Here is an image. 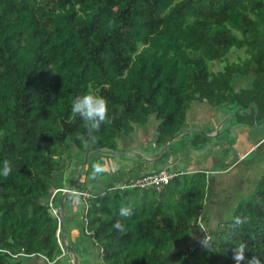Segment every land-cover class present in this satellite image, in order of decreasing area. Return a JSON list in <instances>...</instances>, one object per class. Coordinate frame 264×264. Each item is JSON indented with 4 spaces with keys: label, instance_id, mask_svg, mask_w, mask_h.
Listing matches in <instances>:
<instances>
[{
    "label": "trees",
    "instance_id": "16d2710c",
    "mask_svg": "<svg viewBox=\"0 0 264 264\" xmlns=\"http://www.w3.org/2000/svg\"><path fill=\"white\" fill-rule=\"evenodd\" d=\"M234 49L246 57L229 62ZM243 78L248 86L237 89ZM89 85L109 98L113 118L85 144L71 104ZM194 102L237 112L234 122L250 127L256 107L246 112L256 104L264 125V0H0V160L13 164L0 177V264H51L68 252L50 202L60 208L57 174L74 155L116 152L121 136L152 117L165 145L184 131ZM74 190L85 202L84 236L91 233L103 264H234L231 244L241 239L248 258L264 257V174L226 229L212 234L216 250L200 244L203 234L193 251L178 248L205 218L203 172L178 174L159 191ZM129 203L133 214L121 217ZM235 215L244 223L233 229Z\"/></svg>",
    "mask_w": 264,
    "mask_h": 264
},
{
    "label": "crops",
    "instance_id": "0c3cea01",
    "mask_svg": "<svg viewBox=\"0 0 264 264\" xmlns=\"http://www.w3.org/2000/svg\"><path fill=\"white\" fill-rule=\"evenodd\" d=\"M219 111L221 112L220 109L213 107L208 103L194 102L187 113L184 131L165 144L166 149L162 155L159 154L160 150L156 151V153L152 155L148 147L149 143L152 141L158 143L157 128L159 121L155 117H152L148 124L135 126L132 134L129 136H121L119 138L118 151L114 152L115 154L113 155L123 157L127 163L129 161L128 157L131 155L140 157L153 164L161 158H166V162L163 163L164 167L161 169L150 172L142 170L141 172L133 174L132 177L131 175L127 176L124 174L125 178H119V175L117 177V172H115L113 180L118 183L113 185H118L126 181L131 182L145 176L148 173L157 172L163 169H166L167 171L177 175L183 173L195 174L198 172H203L208 178V190L206 196L207 207L205 218H203L205 219V225L209 228L212 234H218L224 231L226 223L222 213V208L224 207L225 202L228 201L226 197L231 195L229 191L230 185H232V187L237 186L241 182L240 179H243L242 175L241 178H239L236 174H234L232 177H230V175L233 174V172L239 167H241L243 161L250 158L252 153L257 150L264 138L254 142V140H252V127L239 123L236 124V122L233 121L235 118L229 120L230 125H228V128H226V126L224 127L226 118L220 115ZM222 121H224L223 125H221ZM204 124L208 125V131L195 128L196 126ZM211 137L217 138V141H220V143L213 144L214 140L212 141ZM224 146L227 148L228 146H231L233 149L227 151ZM141 151H143L144 155L147 157L141 155ZM147 152L149 154H147ZM102 160L104 162L106 172L114 174V170L116 169H114V167L111 168L109 161H106L105 157ZM124 165L128 172L134 171V169L129 168L128 164L124 163ZM249 171V169H246V173ZM82 179V174H79L76 184L81 182ZM84 184L86 185L85 188L88 189L92 196L105 191L109 187L108 186L105 189L104 184H100L99 187L103 186L101 191L94 192L87 187L89 185L87 179L85 180ZM244 185L245 184L243 183L242 186ZM63 188L67 187L64 186ZM66 197L67 196L63 194L60 202L64 200L65 203ZM83 235L84 229L83 232L79 229H74L72 231L73 243L76 244L79 238H83ZM85 236L90 237L89 234ZM200 237L201 232L197 231L193 236L187 238L185 241L189 246L192 243L198 241ZM64 239H66V243L69 244L70 241L66 235L64 236ZM91 241L94 246L92 248L91 245H88V247L92 248L93 251V249L95 247L98 248V246H96V242L92 238ZM82 247V254H84L82 259L83 261H87L86 244H84ZM66 254L51 264H58L59 260L62 261ZM98 256L101 260L100 252L98 253ZM32 262L35 264H47L39 258L33 259Z\"/></svg>",
    "mask_w": 264,
    "mask_h": 264
},
{
    "label": "rangeland",
    "instance_id": "374dc122",
    "mask_svg": "<svg viewBox=\"0 0 264 264\" xmlns=\"http://www.w3.org/2000/svg\"><path fill=\"white\" fill-rule=\"evenodd\" d=\"M245 57H246V53L244 50L234 49L229 54L227 60L229 62H233V61H239L240 59H243ZM225 64H226L225 60L223 62L216 61L214 63H211V66H212L213 71H217V70L222 69ZM234 83L237 89L248 86L247 78L237 79V81ZM221 112L219 111L220 115L226 118L224 127L226 126V128H228V125H230L229 120L234 119V118H235L234 120H236V117H235L236 112L231 113L232 111H229V110H224V111L221 110ZM223 122L224 121L221 122V125H223ZM195 128L208 131L207 124L196 126ZM251 129H252V140H254V142L264 138V131H262L259 128H255V127H252ZM211 140L212 141L214 140L213 144L220 143V141H217V138L211 137ZM148 147L152 155H154V153H156V151H159V150H160L159 154L162 155L166 149L165 145H161L154 141L150 142ZM224 148L227 151L230 149H233V147L231 146H228V148L224 146ZM75 153H79V152H75ZM140 153L141 155L145 156L143 151H141ZM97 154L98 152L97 153L89 152L86 156H83L80 159L79 157H76L74 155L73 156V166L75 167H71L67 171H64V172L61 171L59 172V174H57V180H56L57 186L63 184L62 185L63 187L66 186L67 188L74 187L77 189H82L83 187L86 186L84 182L87 179V182L89 184L87 187L94 192H100L103 187V186L99 187L100 184H104V188L106 189L108 186L118 183V182H115V180H113L115 172H117L116 176L118 177L119 175V178H122V177L125 178L124 174H126L127 176L131 175L132 177L133 174L141 172L142 170L150 172L153 170L161 169L164 167L163 163L166 162V158H161L156 163L153 164L151 162L145 161L144 159L140 157L131 155L128 157L130 162L128 161L127 163L126 160L123 159V157H118L110 153L106 154L105 152H103L102 154H98V155ZM147 154L149 153L147 152ZM104 157L106 161H109L111 168L114 167V169H116L114 170V174L106 172L104 162L102 160ZM85 162L87 163L84 164ZM97 163H99L102 166V170L97 171L96 169ZM124 163L128 164L129 168L134 169V171L128 172ZM246 169L247 170L249 169L250 171L246 173ZM263 169H264V140L261 142L257 150H255L252 153L250 158L243 161L241 164V167H239L237 170L233 172V174L230 175V177H232L234 174H236L239 178H241V175H242L243 179H240L241 182L237 186L232 187V185H230L229 191L231 195L226 197L228 201L225 202L224 207L222 208L223 210L222 213L224 215V218H225L224 220H225L226 225L233 218L234 211L239 205V203L248 200L255 193L257 184L259 183L263 175ZM79 174H82L83 179L81 182L76 184ZM134 178H137V177H134ZM122 180H125V179H122ZM129 183L130 181L120 183L119 187L124 186ZM243 183L245 184L244 186H242ZM124 188H128V187H124ZM124 188H120V189H124ZM59 194L62 195L61 192ZM65 205H66L65 207L66 219L64 223V228L66 232L65 234L68 237L70 242L69 244H67L66 243L67 241L66 239H64V236L61 237V241H63L64 245H68L67 249L69 250L66 256L63 258V260L62 261L59 260L58 264H73V258L75 255H77L79 259V264H103L102 260H100L98 256V253L100 252L99 249L95 247L92 251V248L94 245L91 241V237L83 235V238L82 239L79 238L76 244H74L72 241V231L74 229H79L83 232V226H84L83 225L84 224L83 215L85 212L84 202L80 199L79 196L70 194V195H67L66 197ZM201 236H202V233H201ZM84 244H86V247H87L86 249V258H87L86 260L87 261H83L82 259L84 255L82 254V251H83L82 246ZM88 245H91L92 248H89ZM187 247H188V244L186 241L183 242V244L178 245V248L180 250L186 249Z\"/></svg>",
    "mask_w": 264,
    "mask_h": 264
},
{
    "label": "clouds",
    "instance_id": "9594fccd",
    "mask_svg": "<svg viewBox=\"0 0 264 264\" xmlns=\"http://www.w3.org/2000/svg\"><path fill=\"white\" fill-rule=\"evenodd\" d=\"M71 112L73 116H78L79 118L82 119L87 129V137L84 140L85 144H91L96 142L98 139L96 133L102 128V126L110 123L113 118L111 115L109 98L101 94L99 89L93 88L91 85H89L85 91L76 95L75 98L72 100ZM96 169L97 171H100L102 170V166L99 163H97ZM12 172H13V164L11 160L7 158L0 160V177H8L12 174ZM57 209H59L61 213V208H57ZM132 214H133V206L130 203L127 205L125 204L121 205L119 209V215L121 217H128L131 216ZM243 223H244V218L241 215H235L234 221L232 223V228L236 229L239 225H242ZM114 226L117 229H123V224L121 223L120 220H117ZM203 243L206 247L216 250L215 245L209 243L208 236L204 238ZM231 245L234 247V256H233L234 264H264V257H261L259 255H255L252 258L247 257L246 252L247 250L251 249L248 241L241 239L233 242ZM65 248H67V245H64V249Z\"/></svg>",
    "mask_w": 264,
    "mask_h": 264
},
{
    "label": "built area",
    "instance_id": "2783aa9c",
    "mask_svg": "<svg viewBox=\"0 0 264 264\" xmlns=\"http://www.w3.org/2000/svg\"><path fill=\"white\" fill-rule=\"evenodd\" d=\"M177 174L171 173L169 171H167L166 169L157 171V172H152V173H148L143 177H140L134 181H131L129 184H126L124 186L118 187L119 188H124V187H139V188H154L156 190H161L165 185H167L168 183H170V181L176 176ZM58 192L63 193L64 195L67 194H79L82 195L83 193L75 191L74 189H67V188H62V189H58L55 191L54 195ZM53 195V198H54ZM86 197H89L88 194H85ZM50 207L52 208L54 214L61 220V213L59 211V209H57L54 205L53 202H50ZM199 228L201 233L203 234V238L200 244H204L203 240L206 236H208L209 239V243L212 240V233L210 232L209 228L205 225V222L203 220V218H200L199 222H198ZM61 228H59V232H58V240H59V244L60 246L63 248L64 250V244L63 241H61ZM89 235H91V233H87ZM190 250L193 251L194 250V246H189Z\"/></svg>",
    "mask_w": 264,
    "mask_h": 264
},
{
    "label": "water",
    "instance_id": "95a60500",
    "mask_svg": "<svg viewBox=\"0 0 264 264\" xmlns=\"http://www.w3.org/2000/svg\"><path fill=\"white\" fill-rule=\"evenodd\" d=\"M256 107V113H255V115H254V125H255V127L256 128H259V129H261L262 131H264V125L263 126H259L258 125V114H259V109H258V107H257V105L256 104H252L251 105V108H250V111L249 112H246V114L247 115H249V116H252L253 114H254V111H253V107ZM237 113V112H236ZM236 115V114H235ZM98 152H105V153H107V154H115L114 152L112 153V152H106V151H98ZM60 208H61V220H60V228H61V231L63 232L64 231V221H65V209H64V200H62V202H61V205H60ZM73 264H79V259H78V257H77V255H75L74 256V258H73Z\"/></svg>",
    "mask_w": 264,
    "mask_h": 264
}]
</instances>
